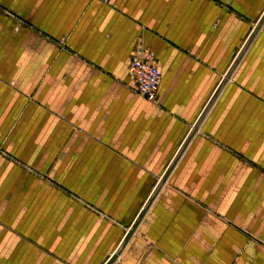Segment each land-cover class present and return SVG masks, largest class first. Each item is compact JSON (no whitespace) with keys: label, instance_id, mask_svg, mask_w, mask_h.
Segmentation results:
<instances>
[{"label":"crops","instance_id":"obj_1","mask_svg":"<svg viewBox=\"0 0 264 264\" xmlns=\"http://www.w3.org/2000/svg\"><path fill=\"white\" fill-rule=\"evenodd\" d=\"M263 14L0 0V264H264ZM140 45L154 102L129 70Z\"/></svg>","mask_w":264,"mask_h":264},{"label":"built area","instance_id":"obj_2","mask_svg":"<svg viewBox=\"0 0 264 264\" xmlns=\"http://www.w3.org/2000/svg\"><path fill=\"white\" fill-rule=\"evenodd\" d=\"M129 70L136 92L146 100L154 102L160 86L161 68L153 51L144 45L136 47L131 56Z\"/></svg>","mask_w":264,"mask_h":264},{"label":"water","instance_id":"obj_3","mask_svg":"<svg viewBox=\"0 0 264 264\" xmlns=\"http://www.w3.org/2000/svg\"><path fill=\"white\" fill-rule=\"evenodd\" d=\"M264 21V14L260 17L259 21L257 22L256 26L254 27L250 38L258 31V29L260 28V26L262 25ZM168 171H166V173L162 176L160 182L162 183L165 178L167 177ZM158 188V187H157ZM156 188V189H157ZM155 192L152 193V195L148 198V200L146 201L144 207L141 209L139 215L137 216V218L134 220V222L132 223V225L130 226L129 230L127 231L126 235L124 236L122 245L125 244V242L129 239L130 235L132 234V232L134 231V229L136 228L139 220L142 218L143 214L145 213V211L147 210L153 196H154ZM118 251H116L115 253H113L110 257H108V259L105 261V263L103 264H113V262L115 261L116 257H117Z\"/></svg>","mask_w":264,"mask_h":264}]
</instances>
